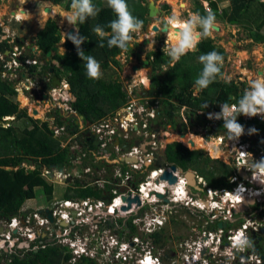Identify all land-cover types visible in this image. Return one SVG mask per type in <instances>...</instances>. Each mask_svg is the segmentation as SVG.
Segmentation results:
<instances>
[{
  "label": "trees",
  "instance_id": "1",
  "mask_svg": "<svg viewBox=\"0 0 264 264\" xmlns=\"http://www.w3.org/2000/svg\"><path fill=\"white\" fill-rule=\"evenodd\" d=\"M45 1L58 3L61 0ZM142 1L127 0V3L132 14L143 21L145 25L148 22L147 15L149 13L147 7L141 4ZM192 1L196 12L200 15L208 13L202 4L207 2L215 17H224L230 20H238L248 14L251 2H255L261 9L262 17L258 28L261 29L264 26L263 0H228L229 6L224 7L222 13H219V6L215 0ZM93 3L98 8V14L88 18L83 24L77 23L79 34L86 40L81 48L85 54L91 55L99 61L102 69L110 68L111 65L120 66L121 62L116 57L123 50L109 48L106 41L104 47H99L100 38L93 31L96 25L104 26L105 30H109L107 25L115 19V15L107 6L106 0H93ZM70 5L71 0H66L65 8L69 9ZM168 9V5L162 6V10ZM47 21V25L39 33L37 41L38 48L45 54L62 38L57 22L52 19ZM64 45L70 54L67 53L68 57L57 54L56 58L63 62L64 67L66 66L70 71L68 81L74 94L73 105L80 114L84 115V120L96 122L113 113L122 105L124 106L128 95L123 90V84L118 80L106 79L103 75L98 80L89 79L85 71V62L78 57L75 46L69 40H66ZM6 48H8L7 45L0 46L1 51ZM128 50H131V47ZM211 51L218 52L223 58L227 55V52L217 47L210 38L202 39L196 50L181 57L174 67L169 64V56L163 51L157 50L150 53L148 58L152 57L151 64L153 66L151 81L156 89L157 98H162L160 102L163 113L160 114V117L164 127L168 125L180 134L187 133L193 127L205 129L207 124L196 114L198 111L217 110L220 103L238 101L244 94L243 91L238 90L233 81H214L208 88L201 90L196 95L192 94L194 93L195 80L203 67L198 58ZM62 74L67 76L65 72ZM15 86L16 80H2L0 77V220H8L19 214L22 203L34 198L35 188H41L47 197L51 195V187L40 176V170L38 168L26 170L19 166L21 163H34L40 167L51 168L57 163L64 166L70 162L68 146H62L61 143L66 138L65 134L54 137L53 129L49 128L47 122L42 123L28 117L27 110L20 109L19 103L14 101L17 97ZM204 105L207 107L205 108ZM183 107H185L186 123L179 116V110ZM5 117H15L17 121L26 118L33 126L19 130L11 124L5 128L3 122ZM58 118L59 126L65 124L61 116ZM222 125L223 123H219V126ZM66 128L71 133L78 130L77 125L68 124ZM212 129L209 126L206 131L209 132ZM258 148L263 147L259 145ZM163 153V158H157L150 169L175 166L182 171H187L197 168L196 165L203 163L210 168V170L206 169L207 174L212 178L210 179L209 176V179L206 178L210 187L233 188V185H230L228 181L234 171L231 166L225 165L219 160H209L198 151H191L177 142L167 144ZM109 186V184H104V189H108ZM91 191L90 188L86 189L88 194ZM99 194L100 191L97 190L95 196H99ZM71 196L70 189L63 194V198ZM253 240L256 241V239ZM59 247L54 242H49L39 247L36 252L31 250L29 255L22 258L15 254H8L4 264H57L60 257H63L65 261L68 260L70 255H62V246ZM249 250L258 252V247L255 246L254 250ZM82 259L86 261V264H97L93 258L83 257Z\"/></svg>",
  "mask_w": 264,
  "mask_h": 264
},
{
  "label": "rangeland",
  "instance_id": "2",
  "mask_svg": "<svg viewBox=\"0 0 264 264\" xmlns=\"http://www.w3.org/2000/svg\"><path fill=\"white\" fill-rule=\"evenodd\" d=\"M153 2L157 8H161L163 5H168V10H162L161 13L155 17L150 18V16L147 15L148 24L158 25L161 29L163 28L166 18L169 16H178L182 20L188 19L191 17L193 13L196 12V8H194L193 1L192 0H143L141 4L143 6L147 7L148 2ZM217 3L219 13H222L223 8L229 6L228 0H215ZM262 1V0H260ZM264 1V0H263ZM65 2L66 0H61L58 3H52L49 1H38L35 2L33 0H0V20L4 18L3 21L5 27L4 29L9 33L10 27V15L9 12L14 8L15 4H21L20 8L25 9L27 12L25 13L26 16L23 17L21 20L22 23L26 24L24 26H21L22 23H15L16 29L21 30V28L25 27L21 31H16V29H12V33L16 37H22V35H25V37H30L38 34V32L41 31L42 27L45 26L46 20L52 19L55 20L60 28V32L62 36H67L71 28H74V26H70L67 21L65 20L67 14L70 12L69 9L65 8ZM251 7L249 9V13L243 15L238 20H230L227 18L222 17H215L217 21V28L212 33L211 36L207 37L213 40V43L219 47L224 49L225 52H227L226 57L223 59V65L221 67V75H218L215 79V81H224L229 82L233 81L238 87L239 91L245 92L253 79H256L260 76H264V26L263 28H258V23L262 20L261 17V9L259 6L256 5L255 2H251ZM204 7H206V10H211L207 2L202 3ZM45 8H51L53 11V14L46 13L44 11ZM46 10V9H45ZM25 12V11H24ZM21 16V15H20ZM20 18V17H19ZM143 24V28L140 32L134 33V40L131 46L138 48L139 52L136 53L129 50L125 51L124 53L119 54V58L121 61L120 66H114L111 65L110 68L102 69L101 72L103 77H106V79L111 80H118L123 84V87L127 88L133 87L134 94L135 91L137 94L135 95L136 98L139 97V94L142 93V86L139 84L140 79L143 80V77L145 76L144 73H146V70L143 68V65L141 61L148 60L147 56L149 52L161 50L164 53L168 55V49L172 44V37L170 36V32L162 33L161 31L159 33L154 32L153 30H150L149 33L146 32L147 25ZM12 26V24H11ZM76 28L78 29V26L76 25ZM4 33V32H3ZM9 33V34H12ZM19 35H17V34ZM149 39V43L145 44V41ZM205 39V38H203ZM202 40V39H201ZM152 41H155L154 44H152ZM63 42V39H62ZM82 49V48H81ZM83 50V49H82ZM61 55H64L65 57H68V54L70 52L63 46V43L58 50ZM84 51V50H83ZM65 52V53H64ZM68 53V54H67ZM85 53V52H84ZM141 54L139 57L138 55ZM59 56V55H58ZM135 65H139V70L134 71L133 68ZM32 69V67H31ZM31 69H23V73H28L31 71ZM143 69V70H142ZM141 70V71H140ZM149 71V69H147ZM19 73V72H18ZM35 76V77H34ZM39 77L37 75H32L30 78H28L27 81L31 83L30 86H34L35 88H38V91H31V88L27 91L30 92H21L17 95L14 101H17L19 103L20 109L27 110L28 117L35 119L36 121H40L42 123L47 122L49 125V128L58 127L57 123V113H53L51 115V111L55 109V107L52 105L51 98H48L47 103L43 102L42 92L39 88ZM25 80V79H24ZM145 83V80H144ZM194 93L193 95H196L201 90H198L196 86L193 87ZM46 90V89H43ZM42 90V91H43ZM131 95V94H130ZM21 96L22 97L20 99ZM133 98V96H132ZM175 102V101H174ZM62 103L61 105H58V109L62 112L63 118L67 119L69 117L70 122L73 121L72 114L73 112L68 109L67 106ZM65 108V109H63ZM34 111H40V115H37L34 113ZM59 112V111H58ZM69 112V113H68ZM179 116L183 118L185 116V109L181 108L179 110ZM10 121V120H9ZM10 124L12 126L16 127L19 130H23L27 127L33 126L28 119L24 118L21 120H14L11 121ZM52 126V127H50ZM83 125L80 126V128ZM259 127V126H257ZM87 128V127H86ZM162 128V127H161ZM82 129V128H81ZM260 129V128H259ZM165 130V129H164ZM159 132V136L157 139H161L162 147H164L167 144L173 143L175 140H178L172 135L169 136H163V131ZM192 133H200L199 129L197 127H193L190 129ZM166 132H169V134L174 133L175 131L168 130ZM67 135L68 141L72 138L69 131L63 132ZM59 135L62 134V132H58ZM57 135V134H55ZM174 137V138H173ZM134 137H131V139ZM188 138H197L194 136H187L186 138L180 137V139H188ZM141 139V138H140ZM156 139V141H157ZM163 140V141H162ZM180 141V140H179ZM182 142V141H181ZM73 145L77 142H73V140L70 141ZM205 143V142H204ZM215 143V142H211ZM226 143V142H225ZM63 144L65 145V140L63 141ZM184 144V143H183ZM209 144V143H208ZM185 145V144H184ZM261 145V144H260ZM152 146V145H151ZM187 147V145H185ZM264 146V144H263ZM194 149V148H191ZM149 151H153L151 148ZM156 153H159V150H155ZM209 152V151H208ZM70 153V152H69ZM217 155H220L219 153ZM213 158H219L220 161L226 162V158H220V156L213 155ZM216 156V157H215ZM106 164V165H105ZM200 165V166H199ZM196 165L197 168L189 169L188 171L195 174V178L199 176L203 181L207 182L208 174L206 169V165L199 164ZM204 165V166H203ZM118 164H108L107 162H104L103 164H97L94 159H90L89 157L83 158V160H76L74 158L70 157V162L66 166H57L52 167L49 170V174L45 175L43 177L45 183L51 187V195L50 197H47L42 192L41 188H35L34 189V198L31 201H24L22 203V207L20 209V213L24 214L25 217L29 216L31 212H35L36 210H40V208L44 207H50L52 208V202L54 200H60L61 197H63V194L66 192V190L70 189L73 190L74 186L72 181L75 178V174H78V185L88 183L89 186H99L102 191L103 190V184H109L111 185L110 181L120 182V177H113L114 170ZM195 166V167H196ZM85 167L90 168V171L85 172L83 169ZM122 172L121 176L125 173H131L132 176L129 179V183L131 186L134 183L133 181H136L137 183H140L141 181H146L148 177V173H134L131 172L128 167L122 166ZM180 172V170H178ZM68 173L72 175L73 178L68 177ZM183 174V172H181ZM145 176V177H144ZM214 177V176H212ZM210 179H212L209 176ZM208 178V179H209ZM186 180L188 178L186 177ZM163 186L159 187L162 189V187L167 186L162 181ZM190 195L199 201V198L206 197V193H200V191H193L190 190ZM169 193V192H167ZM181 195H172L169 193L165 199H155L154 201L150 200L149 207L144 208L140 211L132 212L130 215H127L125 218H119L123 222H130L133 225L132 231H125L126 225H121V227L114 226V231L109 232L110 234L118 235L119 238L117 245H113L111 248L108 247L107 252H111V250H117L114 247L117 246L119 249L120 244L123 242L122 235H127L126 241L128 242L129 239L135 236L145 238L142 239V244H133L130 249L126 250V254H131V263L135 262L139 258V254H142L145 250H151L152 254L155 256H159L160 260L163 263H169L173 261L172 255L176 256H182V254H189L185 252L184 246L188 243H193L196 245V243L199 241V239L204 236V231L208 228L215 227V222L209 218L208 212H198L196 211L190 204L189 205H177L173 202L174 198L180 199ZM171 200L170 202L166 201ZM189 200H187L188 202ZM248 208V209H247ZM38 210V211H39ZM243 219L247 216L251 215L252 213H259L257 211L256 205L248 207L245 206V209H243ZM145 217H156L158 219H161L163 224L161 226L153 227V229H156L153 233H151L149 236H145L141 234V225L143 224V219ZM261 217L264 218V215ZM116 220L118 218H115ZM113 217H108V222L113 221ZM79 227V226H78ZM83 227V228H82ZM81 229L74 233L75 228H72L73 235L68 236L67 234L63 235V237L60 239L55 238V233L53 235L54 238H52L51 242H54L56 246H64L65 248L61 247V252L64 254H69L74 257V249H78L83 247L84 248V240L87 244V241L91 243V248H96L97 245L95 243L92 244L91 240L93 237H91V231L95 228V226L92 223H86L83 224ZM110 228L111 224H105V226L100 225L98 228L102 230L103 228ZM207 229V231H208ZM85 236L87 238H85ZM257 236L260 238H264V234H257ZM253 238L252 236H250ZM121 241V242H119ZM48 242V243H49ZM115 244V242L111 241L110 237L107 238V244ZM89 243V244H90ZM70 244V246H69ZM88 244V245H89ZM192 244V246L194 245ZM226 244V242L223 244V246ZM59 247V248H60ZM88 247V246H87ZM90 248V249H91ZM125 250V249H124ZM190 253L194 251V247L190 249ZM105 253L104 257L100 255L99 251L97 253L98 257L96 259V262L98 264H109L107 261H110L109 259H112L113 261L115 259L114 253L111 252L110 254ZM113 253V254H112ZM125 253V252H124ZM256 252L249 251L245 256V258H248L250 254H253ZM77 256V255H75ZM216 259L220 257L221 260H223L224 264L225 262L232 263L231 260H229L227 257L224 256V247H220L215 252ZM222 257V258H221ZM59 263L57 264H86L85 260L81 259H74L71 257L67 261L63 260V257L59 258ZM5 260H1L0 263H4Z\"/></svg>",
  "mask_w": 264,
  "mask_h": 264
},
{
  "label": "built area",
  "instance_id": "3",
  "mask_svg": "<svg viewBox=\"0 0 264 264\" xmlns=\"http://www.w3.org/2000/svg\"><path fill=\"white\" fill-rule=\"evenodd\" d=\"M1 56V55H0ZM18 55L14 54L12 55V59L9 61L10 63L7 65H4V68H8L10 72H13L11 77L13 76V80H16V86L15 90L17 91V95L21 92H30L27 91L31 88V91H38V88H35L34 86H30L31 84H27L24 81H27L30 75L28 73H23V69H28L30 67L36 66L35 63L25 64L24 62H20L17 60ZM19 72V73H18ZM26 74V77L24 76ZM0 75L1 70H0ZM16 75V76H15ZM15 76V77H14ZM10 77V78H11ZM25 79V80H24ZM133 88V87H132ZM131 94V95H130ZM137 93H135L136 95ZM72 93L70 92L69 84L66 81H62L60 85L57 86H50L49 88H46V90L42 91V97L43 102L47 103L48 98H51L52 105L57 108L58 105H61L62 103L70 109L69 102L71 101ZM129 95L132 97L134 95V89H131L129 91ZM135 99V96H133ZM141 101H149V98H144L139 94V97L137 98ZM144 99V100H143ZM137 101V100H136ZM141 101H139L141 103ZM220 103L217 107V110H210V111H198V115H204V121L207 124V127H211L212 125H216L219 123H223L222 120H210L208 119L209 113H218L220 111ZM230 105L237 104L236 102H230ZM151 107L149 110H146V104H141L138 108H136L133 111H131L130 107L126 109L124 114L126 113V120L127 122H123L119 124L121 129L128 131L132 128H136L137 125H142L144 128L147 127L148 124L151 123L152 120H155L158 116V110L160 109V105L158 102H155L153 105L150 104ZM64 106V107H65ZM58 109V108H57ZM65 109V108H63ZM134 114L142 115L141 118H135ZM120 114L112 115L108 117L101 118L100 121L92 123L91 126H88L87 128L91 134L93 135V139L97 136L98 144L95 146H86L81 151L78 145V142L76 140V135L74 133H70L72 138L68 141L67 135L65 134L66 138L65 145L63 144L62 140V146H68L69 152L72 153L73 151H77V154H73L70 157L74 158L76 160H82L85 157H89L91 160L94 159L97 164H103L104 162H107L108 164H118L115 172L113 173V177H120L122 178L121 183L110 181L111 185L107 190L104 189L101 190V188L97 186H89L88 183H84L81 185H78L75 181L78 180V174H75L74 182L73 183V190H70V193H72L71 197L63 198L61 197L60 200H54L52 203V208H48V211L51 215L52 220L49 219H40V227L48 226L51 227L50 232L48 233L50 237L54 238L53 235L55 233L56 241L57 239L62 238L63 235L67 234V228L71 225H79L82 223H92L95 227H98L100 224L105 226V224H111V227L109 228H103L102 233L99 238H92L91 242L92 244L95 243L97 245L96 248H91V243L87 241L88 247H85V240L83 242L84 248L81 247L79 250L74 249V257L70 255L74 259H82L81 253L87 254V257L95 258L98 251L101 256L104 257L105 253L107 252L108 247L118 244L119 238L118 235H111L107 234L110 230H114V226L121 227V225H126L125 231H130L129 225H132L130 222H123L121 219L125 218L127 215H130L132 212L140 211L144 208L149 207L150 200L154 201L155 199H159L156 195H154L151 190L156 187L157 185L159 187L162 186L163 183L155 184L154 186H148L151 181V177L156 174L155 178H159L158 175L163 174L165 169L163 168H153L148 173V177L146 181H141L140 183H137L136 181H133L136 186L135 189L130 188L129 179L131 178L132 174L125 173L122 177V166H127L131 172L134 173H143L146 171H142V166L137 161L130 163L131 159H134V155L131 152L126 151V163H122L118 161V159H113L110 156L109 150V142L112 143L113 134L116 132L117 126V119ZM144 118V120L142 119ZM15 117H5L4 118V127L7 128L10 126V122L14 121ZM257 120L259 123L262 124L264 129V118L257 116L253 118H248L244 116H238L237 120H242L243 122H247L250 120ZM10 120V121H9ZM52 127V126H50ZM206 125L204 129V133L207 132ZM53 129V135L54 137H60L63 132H67V128L65 125H60ZM58 132H62L61 135L58 134ZM57 134V135H55ZM172 134H169V132H163V136H169ZM155 135L152 134L151 137L153 138ZM73 140V142H77L74 145L70 143V141ZM212 141L216 143V149H219V153L221 156L226 157V162H224L226 165H229L234 170L233 173L228 178L229 184L234 185L232 189H217V188H207V193L205 198H199V201L194 199L193 197L190 198L192 204L196 206V211L198 212H208L209 218H211L215 222V227L207 228L204 231V236H202L199 241L196 243V245L193 243H188L184 246L185 252L189 253L187 255L182 254V256H176L174 255L172 258L173 261L169 263H163L159 256H155L152 254L151 250H145L142 252V254H139V258L135 260V262L130 261L131 254L127 253L126 250L130 249V247L133 244H142L141 237L135 236L129 239V241H126L127 235H122L123 242L120 244L119 249L117 246L114 248L117 250H111V252L114 253V261L113 256L112 259H109L110 261H107L109 264H143L147 260L151 261L152 264H222L223 260L218 257L216 259L215 252L220 247H224V256L227 257L229 260L232 261V263L235 264H263V260L261 259V256L258 254V252L250 254L248 258H245L246 254L250 251L248 250L245 253H241V257H237V260L230 259L229 258V252L228 249L231 245L233 236L235 233L240 232L239 226H243L244 222L241 221L243 218V209H241L242 202L246 200L250 201V203L247 201V206L251 207L256 205L257 211L259 213L255 214L252 213L249 216H252L248 220H252V224L250 228L255 231L256 233L260 234L261 228L264 227V218H259L260 211H262L264 207V185H260L258 182H253L251 179V166L254 163L253 160H260L264 159V151L263 150H255L253 147V141L250 138H239L238 141H229L227 140L226 143L224 142V135H216L212 138ZM92 144V143H91ZM148 145H152L153 149H155L156 142L150 141L147 143ZM225 147L223 149L222 147ZM80 150V151H79ZM117 151L118 148H115ZM240 152L249 153L251 154L252 158L250 156H245ZM154 157L152 153L150 152L145 159V161L142 163L148 164L150 166L152 162L154 161ZM156 160V159H155ZM129 162V163H128ZM106 165V164H105ZM20 167H23L26 170H34L35 168H38L40 170V176L43 178L45 175L49 174V170L51 168L46 167H40L34 163L26 164L21 163L19 165ZM54 167V165L52 166ZM168 170V169H167ZM83 171L88 172L90 171V168L85 167ZM241 174H240V173ZM244 174L245 176H242ZM71 176L68 173V177ZM156 179V180H157ZM155 180V181H156ZM200 181V179H199ZM166 185L167 182L163 181ZM203 185H205L204 182H202ZM104 185V184H103ZM133 185V184H132ZM133 187V186H132ZM90 188L92 191L91 193H87L86 189ZM239 189V190H238ZM97 190L100 191L99 196H95V193ZM238 190V191H237ZM123 191V192H122ZM78 192V194H76ZM81 192V193H80ZM157 192V191H155ZM93 194V195H92ZM153 194V195H152ZM122 196L124 197H130L134 198V196H139L141 203L140 205L132 204L130 205V208L126 210H122L123 207H127V203L122 200ZM244 199V200H243ZM190 201L186 202L185 205H189ZM150 203V204H147ZM245 209V208H244ZM248 209V208H247ZM37 219L39 217L35 215ZM108 217H113V221L108 222ZM115 218H118L117 220ZM121 218V219H119ZM143 224L141 225V234L145 236H149L151 233H153L156 229H153L154 227H159L163 224L161 219H158L156 217H145L143 219ZM46 222V223H45ZM32 220L29 218V216L25 217L24 214L19 213L12 218L8 220H0V233L1 236L4 238L10 240L8 247H12L16 244L18 245L19 249H22L24 247H31L32 245H38V237L42 235V233L37 231V234L33 231L34 225H31ZM254 223H257L254 227ZM224 225L223 228H219V225ZM133 227V225H132ZM154 227V228H155ZM218 229L217 235L223 233V240H217L215 243V247H211V241L214 234V231L212 229ZM4 229V231L2 230ZM48 232V231H47ZM245 232L250 236L251 233L248 232V230ZM110 237L111 241L115 242V244H107V238ZM92 237V236H91ZM85 238H87L85 236ZM147 240V239H145ZM52 241V240H50ZM121 242V241H119ZM226 242V244L223 246V244ZM2 243L4 241L0 240V246H2ZM192 244H194L192 246ZM20 245H22L20 247ZM110 245V246H109ZM70 246V244H69ZM64 247V246H62ZM194 247V251L190 253V249ZM91 248V249H90ZM125 249V250H124ZM124 250V251H123ZM111 252H107L110 254ZM125 252V253H124ZM112 253V254H113ZM77 255V256H75ZM130 258V259H129ZM222 258V257H221ZM250 259L254 260V262L249 261ZM224 264H231L229 262H225Z\"/></svg>",
  "mask_w": 264,
  "mask_h": 264
},
{
  "label": "clouds",
  "instance_id": "4",
  "mask_svg": "<svg viewBox=\"0 0 264 264\" xmlns=\"http://www.w3.org/2000/svg\"><path fill=\"white\" fill-rule=\"evenodd\" d=\"M106 4L111 9L113 14L115 15V19L111 20L108 23L107 29L109 30H105V27L101 25H96L94 27L93 31L100 38V41H101L99 43V47H104L105 46L104 42L106 41L107 46L109 48H118L120 50H124L125 52L131 47L133 43V40H134L133 34L140 32L142 30L143 21H141L140 19H138L136 16L132 14V12L129 9L127 0H106ZM70 9L71 10L67 14L65 20L70 26L75 27V34L67 35L65 36V39L63 40L64 42L65 40H69L75 46L78 57L81 59V61L85 62V71H86L87 77L92 80H98L102 76L100 63L93 56L85 54L84 51L81 49V45L86 40L79 34V30L76 28L77 23L83 24L84 22L87 21L88 18L95 17L98 14V8L93 3V0H71ZM216 28H217V21H216L215 15L211 12V10H209L208 13L203 16L200 15L199 13H193L190 18L184 19V20H182L178 16L167 17L166 22L163 28L161 29V32L165 33L166 35L169 31H172L173 33V42L168 49L169 64L174 67L175 64L179 62L181 57L187 55L191 51H195L201 39L211 36L212 33L216 30ZM154 43L155 41H152V44ZM117 59L120 60L119 57ZM198 59L200 63L203 65V67H202L200 74L197 76L195 80V86L198 90H203V89L208 88L209 85L215 81L218 75H221V67L223 65L224 58L218 52L211 51V52L200 55ZM135 66H138L139 68V65H135ZM144 79L146 83H149L148 85L144 83ZM139 84L142 86V93H140L142 97L149 98V99L157 98V92L154 97H148L147 95L143 96V91L149 90L151 87H154L152 85L151 78L149 80L145 75L143 77V80L140 79ZM125 89L127 88L123 87V90ZM131 89L132 87L129 86L128 90L130 91ZM135 93L137 92L135 91ZM157 99L161 101L162 98L159 97ZM160 101L158 103L160 105V114H162L163 110L161 108ZM172 101L174 102L175 100H172ZM232 101L236 102L237 104L230 105L229 103ZM232 101H229V103L221 104L220 111L218 113L208 114L207 118L210 120H222L223 121L222 126H219V124L211 126L213 129L209 132H211L212 135H208V132L204 133V129L199 128L200 133L198 134L192 133L191 130H188V132L185 134H180L177 132L172 133V136L184 137L187 134H190L194 137H198L196 135H202V136L207 135V136H210L208 137V140H210V142L208 143H211L213 142L212 138L214 136L219 135V134L223 135L221 134V131L222 132L226 131V136L229 141L235 142V141H238L239 138L241 139L250 138L253 141L252 142L253 147L256 151L257 150L264 151V146H263L264 129H263L262 124L259 123L255 119L247 121V122H243L242 120H237L238 116H244L248 118L260 116L264 118V76H260L256 79H253L250 83L249 88L244 92L242 97L238 101H235V100H232ZM204 107L206 108L207 105H204ZM183 109H185V107H183ZM158 116H159V112H158ZM198 116L201 117L200 119H204V115H198ZM183 122L186 123L185 116L183 118ZM247 129H249L248 132H246ZM245 134L247 135L244 137ZM200 139L203 142H205L206 138L202 137ZM174 142L181 143L182 146L186 147L187 149L191 151H196V149H191L185 146L179 140H175ZM260 144L263 146V148L261 149L258 148ZM218 150L219 149H216V151ZM240 153H242L246 157L250 156L252 158L251 154L249 153H244V152H240ZM203 155L207 156L208 154L205 153ZM222 157L223 156H221L220 154L221 159ZM213 159L219 160V158H213ZM253 161L254 163L251 166V179L253 182H258L260 185H264V159H260L258 161L253 160ZM221 162L224 163L223 161ZM170 167H167L168 169L167 171L170 170ZM182 172L184 174V172L186 171H182ZM183 174L181 172H178L177 168H176V171L173 172V175L176 177L177 176L183 177L184 176ZM178 177L177 179L179 180ZM194 178H195V174H194ZM187 188L188 189L186 191L187 192L186 195L184 194L183 197L180 198L181 201H179V199L177 198H174L173 202L177 205H182V204H185L187 200H189L190 201L189 203H191L190 205L196 209V206L192 204L190 200L192 196L190 195L189 189L192 190V186L187 185ZM169 189L171 193L172 189L171 188ZM251 217L252 216H247L244 219L242 218L241 221L246 222ZM245 230L246 231L248 230V232L251 233L250 236H252L253 238H251L244 231L235 233L233 236L231 245L228 249L230 259H235L238 253H245L249 249L254 250L255 243L253 239L259 238L257 236L258 233L253 231L250 227ZM259 233L262 234L261 230ZM87 246L88 244H85V247ZM81 256L82 258L87 257V254L81 253Z\"/></svg>",
  "mask_w": 264,
  "mask_h": 264
},
{
  "label": "flooded vegetation",
  "instance_id": "5",
  "mask_svg": "<svg viewBox=\"0 0 264 264\" xmlns=\"http://www.w3.org/2000/svg\"><path fill=\"white\" fill-rule=\"evenodd\" d=\"M33 1H35V2L38 1V3H39V1H45V0H33ZM21 4L20 3L19 4H15L14 5V8L9 12V15H10V23L9 24H10V27H11V29L9 28V33H12V29H16V24L15 23H22L21 20L23 19V17L26 16V14L23 17L18 14V12L20 10H24L25 13L27 12L25 9H21L20 8V5ZM44 11H45V9H44ZM51 11H52V9H51ZM19 16H20V18H19ZM148 16H149V14H148ZM4 20H5L4 18H2L0 20V46L1 45H4V46L7 45L8 48H6V50H3V51H1V49H0V55H1L0 56V69H1V74H2V75H0L1 79L2 80H11V81L13 80L12 79L13 76L11 77V75L13 74V72H10L9 69L6 68V67L4 68V65H7L8 66V64L10 63L9 61L12 59V55L16 54V55H18L17 60L20 61V62H24L25 64H30V63L31 64L32 63L37 64L36 66H34L32 64V66H33L32 69H31V67L28 68V69H31V71H29L28 75L31 76V74H32V75H37L39 77L38 78L39 81H40L39 88L41 89V92H42L43 89L49 88L50 86L51 87L52 86H57V85H54L53 84V78L55 76H58L60 78V84H61L62 81H66L69 84L70 92L72 93V95L70 97L71 101L68 104L70 106V110L73 112V114H72L73 121L70 122V120H69L70 115H69V117L67 119L63 118L62 112L59 109H57V108H55L54 110L51 111V115L53 113L54 114L57 113L58 116L60 115L61 116V119L65 121V124H63L65 126L68 125V124L77 125L78 130L75 133L74 132H72V133L77 134L76 135V140H77L78 145H79L78 148H80L81 151L86 146H95L94 142H95V140H97V136L93 139V135L91 134V132L88 129H83L85 127L91 126L92 122L85 121L84 120L85 119L84 115L80 114L76 110V108L74 107V105H73L74 94L71 91V86H70V83L68 81V74L70 73V71L68 70V68L66 66L64 67V65H63L64 63L63 62L59 61L56 58V55L59 53L58 50L60 49L62 43L64 42V40L62 42V39H65V36L66 35L65 36H62L61 41L58 44H56L58 46L57 51L53 52L51 56H48L47 55L48 52L45 54L44 51H41L38 48V46H37L38 35H39V33L41 31L38 32V34L36 33V35L30 37V39L28 37H25V35H22V34H21L22 37H16V36H14L13 33L12 34H9L4 29V27H5V25L3 23ZM47 22L48 21L46 20V24H45L44 27H42V29H44L46 27ZM11 24H12V26H11ZM146 24H148V22ZM24 25H26V24H24V23L21 24V26H24ZM24 28L22 27L21 30H23ZM21 30L16 29L17 32L18 31H21ZM146 32H147V28H146ZM24 33H25V31H24ZM156 33H159V32H156ZM67 35H70V34L68 33ZM63 46L65 47L64 43H63ZM127 51H129V50H127ZM131 51H133V52L136 51V53L139 52L138 48L133 47V46H131ZM121 52L124 53V50L121 51ZM150 53L151 52H149L148 53V56H147V59H148L147 61H149L148 65L145 67L142 64L143 65V68L146 70L145 75H146V77L149 80H150L151 75L153 73V66L151 64L152 57L150 59L148 58L149 55H150ZM118 56H119V54L117 55L116 58H118ZM138 56L140 57L141 54H139ZM28 62H30V63H28ZM142 62H143V60L141 61V63ZM147 69H149V71ZM62 72H65L67 74V76L66 75H63ZM24 76L26 77V74ZM27 84H31V83L27 82ZM145 84H146V82H145ZM124 91L128 95V98H127V101H126L125 105L124 106L122 105L117 110H115L113 113H110V114H108V115L105 116V118H106V117L112 116L114 114L115 115L120 114L119 117H118V119H117V123H116V124H118L117 129H116V132L113 134V137H111V139H113L112 143H114V145H112L111 142H109V145H108L109 150H108V152H110L111 158L118 159V161H120L122 163L124 161H126V156H125V154L127 153L126 151L133 153L134 159H131L130 163H133V162L137 161L138 163L141 164L142 171H146L145 173H149L150 170H151L150 169V166H152V164L155 161V159L160 158V157L163 158V156H164V153L163 152H164V149L166 148V145L164 147H162V143H160L161 142V139H159V138L157 139V137L159 136L158 135L159 132L162 131V129L163 130L165 129L163 132H166L167 129L168 130H172V131H174V130L170 126H168V125H166L165 127L162 125V120H161V117H160V109L157 111V112H159V116L155 120H152L151 123L147 125V127L144 128L142 125H139V126L137 125L136 128H132V129H130L128 131H125V130L121 129V127L119 126L120 122L123 123V122H127L128 121V120L125 119L126 116H127V114L126 113L124 114V112L126 111V109H128L130 107H133V108H131V111L134 112V110L136 108H138L139 106H141V104H146V108L145 109L146 110H149L150 107H151V105H150L151 103L153 105L155 102H159L160 101L157 98H152V99L149 100V101H152V102L151 103L150 102L147 103V101L138 100L136 97H135V99L132 98L129 95V90L128 89H125ZM133 96H135V94ZM139 101H141V103ZM134 117L135 118H141L142 115H139L138 116V114H134ZM142 119L144 120V118H142ZM100 120H98V121H100ZM56 121H57V123L59 125V122H58L59 121V118L58 117H57V120ZM98 121H96V122H98ZM155 121H157V123H155ZM93 123H95V122H93ZM128 123H129V121H128ZM81 125H83L81 127L82 129L80 128ZM152 134L155 135L153 138L151 137ZM221 134L224 135V142H226L228 140L227 139V136H226V131H223V132L221 131ZM208 135H212L211 132H208ZM187 136H192V135H187ZM131 137H134V138L131 139ZM198 137H200V138H202V137L203 138H206L205 139V143L206 144L208 142H210V140H208V137H210V136H207V135H203V136L202 135H198ZM178 138H180V137H177V139ZM156 139H157V141H156ZM150 141H155L156 142L155 149H153V147L151 145H148L147 144ZM89 143H92V144L91 145H88ZM115 148H118V150L116 151ZM150 148L153 151H149ZM222 148L225 149L224 146ZM157 149L159 150V153H156L155 150H157ZM150 152L152 153L153 157L155 158L154 161L152 162V164L150 166H148V164H146V163L142 164L145 161V159L147 158V156H148V154ZM73 154H77V151H73L72 153H70V156L73 155ZM205 157L206 158H209V160L211 159L210 156H209V154L207 156H205ZM223 157H225V156H223ZM124 163H126V162H124ZM125 167H127V166L125 165ZM163 169L167 170V167L166 168L163 167ZM177 169L180 170V172H182V170L179 169L178 167H177ZM208 169L210 170V168H208ZM183 177H185V179H186V175L183 176ZM69 178H73L72 175L69 176ZM160 179L161 178H158L156 180V178L154 176H152L151 179H149V180L151 181L152 186H154L155 184L161 183ZM199 179H200V181H199ZM179 180H181V177H179ZM72 182H74V180ZM75 182L78 183V180L75 181ZM194 182H195V186L192 187V190L193 191H196V192L197 191H200V193H207V190L206 189L209 188L208 182L203 181V179H201L199 176L196 177V179H195ZM202 182H204L205 185H203ZM135 186H136V184L133 183V187L130 186V188L135 189ZM157 187H154L153 190L156 189ZM181 189H182V187H181ZM167 192L170 193V189L169 188H166L165 189V194L163 193V195H166V197L169 194ZM76 194H78V192H76ZM170 201L171 200H169V202ZM48 208L49 207L40 208V210L38 209L39 211L36 210L35 212H31L29 214V218L32 220L31 225L32 226L34 225L33 231L36 234H37V231L40 232V233H42V235H40L38 237V241H37V244L38 245H32L31 247H24L22 249H19L18 245L16 246V244H15L13 246V248L12 247H8L7 248V246L10 243V240H8V239L4 238L3 236H1V233H0V240L4 241V243H2V246H0V261L1 260H5L6 261V258H7V255L8 254L18 255L19 258L25 257V256H27V255L30 254V251L31 250L33 252H36L39 249V247H42L44 244H47L52 239V237H50L49 234H48V233H51L50 232L51 227H49L50 225H48L47 227L44 226V227H40L39 228V225H40L39 224L40 223L39 221H40V219H42V218L43 219H46V220L49 219L48 218V214H47ZM35 215H37L39 217V219H37V217H35ZM262 215H264V207H263L262 211H260L259 218H262L261 217ZM83 224H86V223H82V224H79V225H71V226H69L67 228L68 229L67 230L68 231L67 232V235L68 236H71L74 233H76L78 231V229L79 230L81 229V227L83 226ZM72 228H75L74 233L72 231ZM2 230L4 231V229H2ZM90 231H91V236L93 238L94 237L95 238H99L101 235H103L102 233H104V232H102L103 230H100V228H98V227H95L93 230H90ZM111 231H114V230H110L109 232H111ZM109 232L107 233L108 235L110 234ZM104 235H105V233H104ZM111 235H113V234H111ZM47 240H49V241H47ZM254 243H255V246L258 247V254L261 257L264 256V253H262L264 251V238H261V239L257 238ZM97 257H98V255H96V257L93 258V259L96 261ZM89 258H91V257H89ZM81 260H84V259H81ZM2 264H4V263H2Z\"/></svg>",
  "mask_w": 264,
  "mask_h": 264
},
{
  "label": "water",
  "instance_id": "6",
  "mask_svg": "<svg viewBox=\"0 0 264 264\" xmlns=\"http://www.w3.org/2000/svg\"><path fill=\"white\" fill-rule=\"evenodd\" d=\"M45 9H48V8H45ZM147 9H148V13H149L150 18L155 17V16L159 15L162 12L161 9L157 8L155 6V4L153 2H151V1L148 2ZM150 30H153L154 32H160L161 28L158 25L151 26L149 24V25H147V33H149ZM74 33H75V29L71 28L70 31H69V34H74ZM149 42H150L149 39H147L145 41L146 44H148ZM57 49H58L57 45L53 46L52 49L50 51H48L47 55L51 56L53 52L57 51ZM148 63H149V61L145 60V61H143L142 64L146 67L148 65ZM138 69H139L138 66H134V68H133L134 71H137ZM53 84L54 85H59L60 84V78L58 76H55L53 78ZM145 95H147L148 97H154L156 95V89L154 87H151L149 90L143 91V96H145ZM34 113L37 114V111H34ZM155 123H157V121H155ZM248 131H249V129L246 130V132H248ZM246 135L247 134H245L244 137ZM94 144L97 145L98 144V140H95ZM196 151H198L201 154H205L206 153V152H204L202 150H199V149H196ZM57 166L58 167L61 166V163H57V165H54V167H57ZM175 171H176V167L175 166H171L170 170L169 171L165 170L160 178L163 179V180H166L168 182V184H174L178 180L177 177L173 175V172H175ZM186 174H190L191 176H194V174H192V172H190V171L184 172L183 175L185 176ZM242 176H244V174H242ZM194 186L195 185H193L192 187H194ZM153 193H154V195H156L160 199H162V198L165 199L166 198V195L159 194V193H156V192H153ZM121 198H122V200L124 202L127 203V207H123L122 210H126V209L130 208V205H132V204L140 205V203H141V200H140L139 196H134V198L122 196ZM166 201L169 202V200H167V199H166ZM47 214H48L49 220L51 221L52 218H51V215H50L49 211H47ZM223 226L224 225L220 224L219 228H223ZM261 233L264 234V228L261 229ZM21 246L22 245H20V247ZM261 259L263 260V264H264V256H262Z\"/></svg>",
  "mask_w": 264,
  "mask_h": 264
},
{
  "label": "bare ground",
  "instance_id": "7",
  "mask_svg": "<svg viewBox=\"0 0 264 264\" xmlns=\"http://www.w3.org/2000/svg\"><path fill=\"white\" fill-rule=\"evenodd\" d=\"M46 11V13H51V14H53V11H51V8H48V9H46L45 10ZM18 14L19 15H25V12H24V10H20L19 12H18ZM16 16V15H15ZM20 17V16H19ZM170 32V36L172 37V39H173V33H172V31H169ZM173 41V40H172ZM145 74V73H144ZM146 79V78H145ZM149 83H146V85H148ZM40 114V112L38 111L37 112V115H39ZM198 136V135H197ZM175 138H177L176 136H174ZM173 137V138H174ZM187 137V135L186 136H184V137H182V138H186ZM178 139H180V138H178ZM180 141H182L185 145H189L190 147L189 148H194V149H199V150H202V151H204V152H206V153H208V151L207 150H210V148H211V145H207L206 143H204L200 138H188L187 140L186 139H180ZM193 174V173H192ZM154 177L156 176V174H154L153 175ZM162 176V174H160V175H158V177H161ZM178 177V176H177ZM186 177L188 178V180H186L185 179V177H181V180H178V182H176V183H174V184H168V182L166 181V180H163V179H160V181H161V183H162V181H166L167 182V186H164V187H162V189L161 188H159V186L156 188V189H154L153 190V188H152V190H151V192H154V191H157L159 194H165V189L166 188H171L172 190V194L173 195H176L177 196V194L178 195H181V197H183V195L185 194L186 195V191H187V185H195V183H194V176H191L190 174H186ZM179 178V177H178ZM157 179V178H156ZM165 184V183H164ZM170 187H169V186ZM148 186H152V184L150 183ZM162 186H163V184H162ZM155 187V186H154ZM181 187H182V189H181ZM180 197V198H181ZM244 200V199H243ZM179 201H181L180 199H179ZM247 201L248 200H246L245 199V201H243L242 203V205H241V208L243 209V207H244V205L247 203ZM249 203H250V201H248ZM252 221H253V219L252 220H247L246 222H244V225L241 227V226H239V230L240 231H244L245 232V229H248L250 226H251V224H252ZM257 223H254V227H255V225H256ZM212 231H214V234H213V237H212V241H211V247L213 248V247H215V243L217 242V240H223V233L224 232H221V234H219V235H217V233H218V229H212ZM228 246H230V244L228 245ZM237 257H238V259H239V257H241V253H238L237 255H236V257H235V260H237ZM249 261H252V262H254V260H252V259H250ZM143 264H152L151 263V261H149V260H147L145 263H143Z\"/></svg>",
  "mask_w": 264,
  "mask_h": 264
},
{
  "label": "crops",
  "instance_id": "8",
  "mask_svg": "<svg viewBox=\"0 0 264 264\" xmlns=\"http://www.w3.org/2000/svg\"><path fill=\"white\" fill-rule=\"evenodd\" d=\"M8 29H9V28H8ZM22 97H25V96H21L20 99H21ZM187 135H190V134H187ZM197 138H198V137H197ZM207 145H211L210 150H207V151H209L207 154L211 155V157H214L213 155L220 156V155H217L219 152L215 150V147L217 146L216 143H209V144H207ZM219 154H220V153H219ZM216 156H215V157H216ZM222 158H225V157H222ZM31 200H33V199H31ZM31 200H26V201L29 202V201H31ZM242 204H243V203H242ZM246 204H247V203H246ZM246 204L244 205L243 209L245 208ZM241 209H242V208H241ZM129 229H130V231L133 230L132 225H129ZM173 256H174V254L172 255V257H173Z\"/></svg>",
  "mask_w": 264,
  "mask_h": 264
}]
</instances>
